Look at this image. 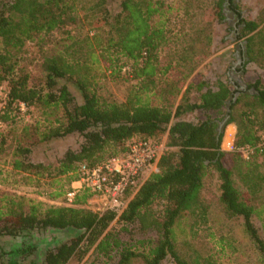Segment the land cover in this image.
Masks as SVG:
<instances>
[{"label": "trees", "instance_id": "1", "mask_svg": "<svg viewBox=\"0 0 264 264\" xmlns=\"http://www.w3.org/2000/svg\"><path fill=\"white\" fill-rule=\"evenodd\" d=\"M110 1L0 0V87L7 90L0 162L36 186L45 182L49 198L65 202L82 165L124 155L135 139L165 142L166 149L157 170L127 191L121 210L91 209L89 188L71 205L0 189V264H264V10L247 19L237 0H184V13L177 1L119 0L117 11ZM226 8L243 39L238 70L250 63L260 70L248 88L222 77L213 84L191 79L213 54L214 27L226 24ZM92 11H101L106 28L83 34V13ZM184 16L199 20L175 32ZM176 41L182 44L173 49ZM35 60L41 75L32 70ZM103 76L134 81L125 102L101 92ZM21 103L39 111L34 122L24 121ZM229 124L236 126L225 137L231 145L235 134L230 151L222 148ZM69 137L75 146L53 147ZM243 148L252 153L245 157ZM42 151L48 159L36 160ZM5 172L0 165V177ZM212 199L228 219H242L236 237L221 238L222 256L191 243V225L206 223Z\"/></svg>", "mask_w": 264, "mask_h": 264}, {"label": "rangeland", "instance_id": "2", "mask_svg": "<svg viewBox=\"0 0 264 264\" xmlns=\"http://www.w3.org/2000/svg\"><path fill=\"white\" fill-rule=\"evenodd\" d=\"M169 2H182V13H184L185 2L184 0H168ZM119 0H111L108 5L112 7L114 11H117L119 8ZM239 3L240 10L244 17L247 19H256L260 16L261 12L264 10V0H237ZM193 4V3H192ZM191 14H195V11L190 10ZM225 13L227 16L226 24H217L214 27V47L213 54L207 58L195 71L192 75L191 79L195 78L196 75L202 78H205L210 83H214L217 78L222 77L229 83L233 85V88H248L252 85L257 78L259 77L260 70L252 63L246 65L245 71H239L238 69L241 66V46H243V39H239L237 37L235 25L237 23V19L235 14L229 8L225 9ZM183 15V14H182ZM85 26L83 29V34L93 35L94 32L98 29L106 28L102 17L101 11L88 12L83 13ZM197 16L192 18L190 16H184L182 21L176 20L174 27L175 32H178L180 28L188 30L192 27L194 23L198 22ZM181 41H176L171 44L172 48H176L180 46ZM35 50L32 45H28L25 49V55L27 58L33 57ZM41 60V59H40ZM40 60H35V63L32 66V70L36 75L43 74L40 67ZM134 81H118L112 80L110 77L105 78L100 77L98 80V86L101 88V92L106 95V97L110 99L117 100L119 102H125L127 100V96L129 91L133 85ZM244 86V87H243ZM253 90V88H251ZM7 90L5 86L0 87V109L4 107L6 101ZM21 116L26 122H34L35 117L39 115V111H34L33 109L28 110L27 107L21 103ZM193 118V117H192ZM4 125L0 121V128ZM229 126H233L235 128L236 134V126L234 124H229L224 128V137L222 141V148L224 150H233L234 149V139L231 145H227L225 141L226 133ZM165 139V138H164ZM165 143V142H164ZM76 141L75 138L69 137L66 139H61L53 143V147L56 150H63L69 146H75ZM242 151V150H241ZM245 157H248L250 153H252V149L250 151H242ZM52 158V154L50 155ZM36 160H45L48 159V154L42 152H36L34 155ZM0 165H4V169L6 170L5 174L0 177V181L6 178L4 183H0V189L3 191L15 193L17 195L25 196L27 198H32L38 201H43L48 204H59L64 203L61 201V198L53 200L49 198L48 189L49 186L45 182L42 183V186H36L32 182H27V179L23 178L21 174H15V170H13L12 166L8 164H3V161L0 162ZM151 173L148 172L145 176H149ZM216 181H212L209 185V189L212 190V193L216 192ZM207 197H211V194L205 192ZM212 198V197H211ZM213 206L208 214V219L206 223L203 224H194L191 225V243L194 247H196L200 252L204 255L208 256L212 253H216L219 256L222 254L220 251V240L221 238H225L228 241L230 238L236 237L238 235L239 225L242 221L241 218H233L228 219L224 214L219 212V208L216 205L215 199H212ZM88 206L95 211H104L107 209V201L104 196L94 195L91 199H89ZM118 226V225H117ZM233 244H229L231 248L235 247L239 251V246L237 242H232ZM229 248V247H228ZM237 251V250H236ZM227 252H233V249H230ZM246 255H250V259H252V251L250 249H246ZM85 260L78 261V259H72L69 264H85ZM223 264H243L239 260L233 258V260L228 261L225 258L220 260ZM247 261V260H246ZM164 264H174L171 261H166Z\"/></svg>", "mask_w": 264, "mask_h": 264}, {"label": "built area", "instance_id": "3", "mask_svg": "<svg viewBox=\"0 0 264 264\" xmlns=\"http://www.w3.org/2000/svg\"><path fill=\"white\" fill-rule=\"evenodd\" d=\"M165 149L164 142L135 139L124 155L111 157L92 168L82 165L79 177L66 195L65 204L71 205L78 191L89 188L95 195L104 196L107 209H123L127 203V191L138 188L148 172L157 170V163ZM241 150L250 151V148Z\"/></svg>", "mask_w": 264, "mask_h": 264}, {"label": "water", "instance_id": "4", "mask_svg": "<svg viewBox=\"0 0 264 264\" xmlns=\"http://www.w3.org/2000/svg\"><path fill=\"white\" fill-rule=\"evenodd\" d=\"M244 87V86H243ZM227 122V118L225 120H223L221 123H220V127H219V130L221 131L223 126L226 124Z\"/></svg>", "mask_w": 264, "mask_h": 264}]
</instances>
